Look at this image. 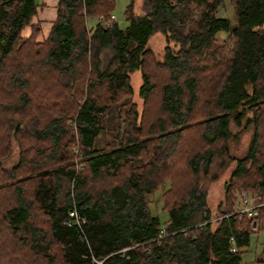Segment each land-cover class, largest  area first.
Here are the masks:
<instances>
[{"label":"trees","instance_id":"16d2710c","mask_svg":"<svg viewBox=\"0 0 264 264\" xmlns=\"http://www.w3.org/2000/svg\"><path fill=\"white\" fill-rule=\"evenodd\" d=\"M222 3L143 0L137 14L130 0L125 26L89 27L115 0H57L38 38L41 3L0 0V264H245L258 232L264 264V226L232 209L240 189L264 193V0H230L233 23ZM110 113L117 143L97 147ZM233 127L251 129L235 157ZM227 167L226 211L210 220L208 186Z\"/></svg>","mask_w":264,"mask_h":264},{"label":"rangeland","instance_id":"374dc122","mask_svg":"<svg viewBox=\"0 0 264 264\" xmlns=\"http://www.w3.org/2000/svg\"><path fill=\"white\" fill-rule=\"evenodd\" d=\"M36 1L39 2L40 0H36ZM129 1L130 0H115V7L111 12V14H113L115 17L114 20L117 21V23L121 27L126 25V21L124 19V10H125L126 5L129 3ZM142 1L143 0H132L133 11L137 14H140L142 12L141 10ZM217 12L220 16L229 18L231 23L234 22L233 10L231 7L230 0H223V3L218 7ZM36 18H38V14L34 16V20L39 21V20H36ZM97 21H98L97 16H88L86 19V23L89 27L94 25ZM42 22L44 23L45 21H42ZM39 24H40L41 31L39 33L38 38H41L42 33H43L42 32L43 24H42V27H41L40 21H39ZM24 32H25L24 34H26L27 29ZM164 43L165 42L163 39V35L158 32V33H154L149 38L148 47L155 53L160 54L162 52ZM130 79H131V85H132L133 92H134V95L132 96V98L138 103L137 105L139 107L140 102H141L137 94L138 86L141 81L139 71L138 70L132 71L130 74ZM107 116L108 117L105 119L104 124H103L104 129L98 135L97 141L95 143V146L97 147H101L105 142H110L111 144H114V145L117 143L116 138L119 135V127L121 125V120L115 119L112 113H110ZM232 131H233V138L230 140V153L232 157H235V156L241 155L243 149L247 145L248 140L250 138L251 129L239 131L238 129L233 127ZM18 149L19 148H18L17 142L15 141V139L11 138L10 156L4 162L5 166H10L17 160ZM75 167L78 168L79 163H77ZM229 170H230V167L220 170L218 173L217 179L212 181L210 185L208 186L207 204L212 213V217L210 220H215L216 218H219L220 215L223 214L224 211H226L225 206L221 204V202L223 199L224 182L228 177ZM241 190L243 189H240V191ZM239 192L236 193V196L233 201L232 209H234L235 206L237 207ZM150 198H151L150 207H151L152 212L154 214H159L160 216H162V219H165L164 218L165 214L161 213V210H160L162 202H163L161 191L151 194ZM218 207L220 208V210ZM262 240H263V233L261 232L251 235L250 244L242 253V261L245 262V264L246 263L253 264L252 259L254 258V255L256 254V252L259 251Z\"/></svg>","mask_w":264,"mask_h":264},{"label":"built area","instance_id":"2783aa9c","mask_svg":"<svg viewBox=\"0 0 264 264\" xmlns=\"http://www.w3.org/2000/svg\"><path fill=\"white\" fill-rule=\"evenodd\" d=\"M102 25H107L111 19H115L113 14L109 15L108 19L102 16L97 17ZM80 165V164H79ZM233 212H238L244 215L250 221V228L256 231L259 227L264 226V193L257 194L250 191L241 190L238 193V203ZM70 223L78 224V214L73 210L70 213ZM203 223H201L202 225ZM92 264H102L103 258L91 257Z\"/></svg>","mask_w":264,"mask_h":264},{"label":"crops","instance_id":"0c3cea01","mask_svg":"<svg viewBox=\"0 0 264 264\" xmlns=\"http://www.w3.org/2000/svg\"><path fill=\"white\" fill-rule=\"evenodd\" d=\"M39 3H41V6L38 8V13H37L38 18H36V20L40 21L41 27L43 24V29H42L43 33L41 36V37H43L47 33V31L51 25V21L56 14L57 0H40ZM42 21H45V22L43 23Z\"/></svg>","mask_w":264,"mask_h":264},{"label":"bare ground","instance_id":"6f19581e","mask_svg":"<svg viewBox=\"0 0 264 264\" xmlns=\"http://www.w3.org/2000/svg\"><path fill=\"white\" fill-rule=\"evenodd\" d=\"M111 14V13H110Z\"/></svg>","mask_w":264,"mask_h":264}]
</instances>
